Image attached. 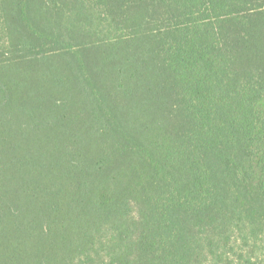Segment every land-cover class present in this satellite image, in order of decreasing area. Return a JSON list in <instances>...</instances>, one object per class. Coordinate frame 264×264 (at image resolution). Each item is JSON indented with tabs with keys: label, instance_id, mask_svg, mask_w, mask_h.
<instances>
[{
	"label": "trees",
	"instance_id": "1",
	"mask_svg": "<svg viewBox=\"0 0 264 264\" xmlns=\"http://www.w3.org/2000/svg\"><path fill=\"white\" fill-rule=\"evenodd\" d=\"M0 264H264V0H0Z\"/></svg>",
	"mask_w": 264,
	"mask_h": 264
}]
</instances>
